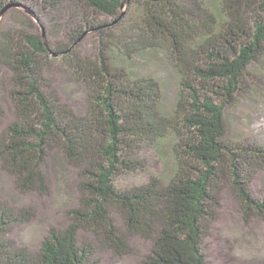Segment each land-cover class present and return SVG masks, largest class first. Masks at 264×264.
Segmentation results:
<instances>
[{
	"label": "trees",
	"instance_id": "16d2710c",
	"mask_svg": "<svg viewBox=\"0 0 264 264\" xmlns=\"http://www.w3.org/2000/svg\"><path fill=\"white\" fill-rule=\"evenodd\" d=\"M8 4L41 23L80 17L53 47L23 26L0 27V67L11 72L15 110L0 132V167L20 191L47 194L44 165L60 151L78 171V202L69 224L31 250L10 234L34 213L0 200V264H101L105 249L128 253L132 236L151 241L142 264H210L205 238L225 189L247 217L264 220V197L251 189L264 170V138H231L227 120L240 99L264 91V0H0V10ZM92 31L97 53L82 55L77 40ZM144 53L176 75L171 111L160 78L134 72L131 62ZM47 60L85 86L83 114L61 101ZM166 144L168 175L118 185L120 174L144 166L143 147Z\"/></svg>",
	"mask_w": 264,
	"mask_h": 264
},
{
	"label": "rangeland",
	"instance_id": "374dc122",
	"mask_svg": "<svg viewBox=\"0 0 264 264\" xmlns=\"http://www.w3.org/2000/svg\"><path fill=\"white\" fill-rule=\"evenodd\" d=\"M11 7L0 16V27L11 29L23 26L49 40L51 47L56 43L67 42L65 30L69 25H75L80 18L78 16L76 20L73 18L71 22L66 23L64 18L49 15L42 22L43 25L33 11L31 13L20 8L23 11L21 15ZM20 16H23L24 23ZM76 44L82 55L89 56H95L99 47L93 31L85 32ZM156 56L144 53L141 57L136 56L131 65L137 74L149 73L160 78L165 89L166 109L171 111L176 94V75L168 64ZM47 62L49 64L45 66V76L58 92L61 101L83 114L86 111L85 86L70 79L64 67L56 61ZM10 77L11 72L0 67V105L3 109L0 132L15 120L14 105L9 97ZM227 120L231 138H264V91L240 99L234 108L228 109ZM139 156L143 159L144 166L142 169L120 174L117 177L120 187L130 188L146 183L151 176L169 174L172 166L169 144L163 145L161 149L143 147ZM44 172L48 179L49 192L39 194L36 191H20L12 177L0 167V200L13 208L28 207L34 213L30 222L15 227L10 234L18 245L31 250L39 247L51 228H64L69 224L67 212L76 207L78 202V171L64 160L60 151L55 150L47 157ZM251 189L256 196L264 197V170L257 172ZM113 217L119 226L123 225L122 218L117 213H114ZM78 235L84 239L91 238L82 231ZM129 246L130 251L124 255H117L106 249L101 251V264H142L143 257L150 250L151 241L132 236ZM205 247L210 264H264V220L259 217H247L235 197L225 189L221 193L217 218L205 238Z\"/></svg>",
	"mask_w": 264,
	"mask_h": 264
},
{
	"label": "water",
	"instance_id": "95a60500",
	"mask_svg": "<svg viewBox=\"0 0 264 264\" xmlns=\"http://www.w3.org/2000/svg\"><path fill=\"white\" fill-rule=\"evenodd\" d=\"M11 6H14L13 4H8V5H5L3 8H2V10L0 11V16L2 15V13L3 12H5L6 11V9L7 8H9V7H11ZM25 10H27V11H29V12H31L32 13V11L31 10H29L27 7H23ZM52 55H53V53H51Z\"/></svg>",
	"mask_w": 264,
	"mask_h": 264
},
{
	"label": "bare ground",
	"instance_id": "6f19581e",
	"mask_svg": "<svg viewBox=\"0 0 264 264\" xmlns=\"http://www.w3.org/2000/svg\"><path fill=\"white\" fill-rule=\"evenodd\" d=\"M1 11V10H0Z\"/></svg>",
	"mask_w": 264,
	"mask_h": 264
}]
</instances>
